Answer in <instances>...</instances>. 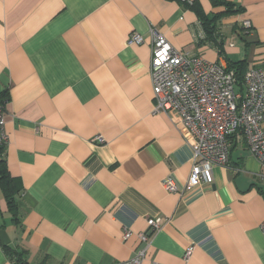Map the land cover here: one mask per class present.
<instances>
[{"label": "crops", "instance_id": "0c3cea01", "mask_svg": "<svg viewBox=\"0 0 264 264\" xmlns=\"http://www.w3.org/2000/svg\"><path fill=\"white\" fill-rule=\"evenodd\" d=\"M225 1L0 0V161L19 190L7 198L0 182V264H114L143 248V264H264V164L243 138L212 185L163 187L185 189L196 141L154 113L150 29L264 70V0ZM133 32L143 45H128Z\"/></svg>", "mask_w": 264, "mask_h": 264}, {"label": "built area", "instance_id": "2783aa9c", "mask_svg": "<svg viewBox=\"0 0 264 264\" xmlns=\"http://www.w3.org/2000/svg\"><path fill=\"white\" fill-rule=\"evenodd\" d=\"M243 25L252 28L248 21ZM150 35L154 113L168 116L176 129H187L196 141L185 189L180 190L171 177L163 181L164 189L185 193L212 185L214 169L229 166L234 138H243L249 151L264 164V70H247L240 84L234 70L202 56L182 53L168 42L161 30L151 27ZM144 43L145 38L137 32L129 36V46ZM5 126L4 104L0 103V151L8 143ZM97 140L103 142L101 137ZM148 224L156 232L163 222L148 219ZM261 229L264 234V222ZM130 235L127 231L125 239ZM139 236L143 243L149 244L147 234ZM194 251V246L186 249L185 261ZM145 257L146 248H143L133 259L114 264H143Z\"/></svg>", "mask_w": 264, "mask_h": 264}, {"label": "trees", "instance_id": "16d2710c", "mask_svg": "<svg viewBox=\"0 0 264 264\" xmlns=\"http://www.w3.org/2000/svg\"><path fill=\"white\" fill-rule=\"evenodd\" d=\"M170 1H173V0H170ZM213 1H214L215 5L225 4L224 2H226L225 0H213ZM202 20H203V23L205 25H207L208 22H209V24H211V22L208 21L204 17L202 18ZM208 31H210V30L207 27V33L211 34V32H208ZM229 69L234 70L236 72L237 78H238L240 84H242L243 77L247 71L246 64L241 63V64L233 65ZM4 101L5 102L8 101V95L5 93L0 96V103L4 104ZM3 152H4V150L0 151V158L3 156ZM4 164H5L4 161H0V182H1L3 189L7 195V198H9L10 194H15L16 192H19V190H17L15 182L11 179L9 172L6 170V168H5L6 166ZM15 262L17 264H24L22 262V260L20 259V257H18V256H15Z\"/></svg>", "mask_w": 264, "mask_h": 264}]
</instances>
